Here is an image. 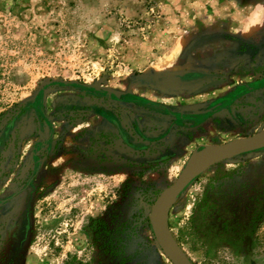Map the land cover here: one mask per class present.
<instances>
[{
  "label": "rangeland",
  "instance_id": "1",
  "mask_svg": "<svg viewBox=\"0 0 264 264\" xmlns=\"http://www.w3.org/2000/svg\"><path fill=\"white\" fill-rule=\"evenodd\" d=\"M264 128V0H0V264H172L153 203ZM189 264H264V142L168 202Z\"/></svg>",
  "mask_w": 264,
  "mask_h": 264
},
{
  "label": "water",
  "instance_id": "2",
  "mask_svg": "<svg viewBox=\"0 0 264 264\" xmlns=\"http://www.w3.org/2000/svg\"><path fill=\"white\" fill-rule=\"evenodd\" d=\"M264 142V128L249 135L236 137L220 144L206 146L210 152L184 166L171 184L164 187L153 203L152 226L156 241L172 264H189L181 253L168 224V202L195 176L211 165L240 153L249 151Z\"/></svg>",
  "mask_w": 264,
  "mask_h": 264
}]
</instances>
